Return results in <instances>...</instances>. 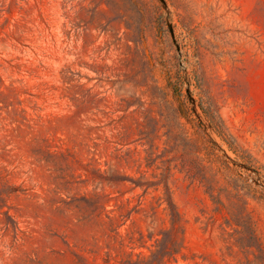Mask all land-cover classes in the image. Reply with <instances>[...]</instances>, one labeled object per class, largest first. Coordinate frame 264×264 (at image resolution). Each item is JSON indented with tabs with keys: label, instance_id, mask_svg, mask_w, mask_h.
Here are the masks:
<instances>
[{
	"label": "rangeland",
	"instance_id": "rangeland-1",
	"mask_svg": "<svg viewBox=\"0 0 264 264\" xmlns=\"http://www.w3.org/2000/svg\"><path fill=\"white\" fill-rule=\"evenodd\" d=\"M166 192V264H264V0H0V264H133Z\"/></svg>",
	"mask_w": 264,
	"mask_h": 264
},
{
	"label": "trees",
	"instance_id": "trees-1",
	"mask_svg": "<svg viewBox=\"0 0 264 264\" xmlns=\"http://www.w3.org/2000/svg\"><path fill=\"white\" fill-rule=\"evenodd\" d=\"M217 129L218 133L221 137L225 138L228 142H230L227 138V135L222 128V125L212 119ZM238 181H234L235 183ZM135 188L145 187L144 184L134 183ZM238 188V187H237ZM148 189V188H147ZM146 189V191H147ZM99 198H96L94 201L99 204ZM93 201V200H92ZM162 204H165V211L169 218L170 228H163L158 235L150 234V240L155 241L154 250H151V255L146 256L144 254H140L138 257L139 261L132 262L133 264H166L167 262L175 259L176 256L180 253L181 250V242H180V233L182 230V217L180 212L178 211L175 203L172 200V197L169 193L166 192V197ZM234 224L241 228L239 230L240 233L244 235L246 240L248 241V248L252 251H260L258 245V237L256 235V231L254 229L253 223L247 219L246 216L239 217L234 220ZM144 238V235H143Z\"/></svg>",
	"mask_w": 264,
	"mask_h": 264
}]
</instances>
